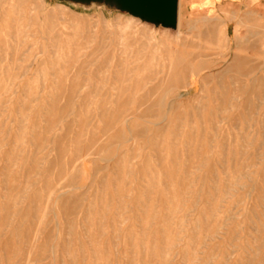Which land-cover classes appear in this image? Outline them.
<instances>
[{"label": "rangeland", "instance_id": "1", "mask_svg": "<svg viewBox=\"0 0 264 264\" xmlns=\"http://www.w3.org/2000/svg\"><path fill=\"white\" fill-rule=\"evenodd\" d=\"M11 1L0 0V264H264V54L257 39L245 46L226 36L230 20L205 11L209 0H180L176 30L135 18L122 54L119 28L132 16L114 6L24 0L40 11L19 15ZM76 26L86 29L67 39ZM167 36H181L175 62L193 83L177 102L179 92L157 89V49Z\"/></svg>", "mask_w": 264, "mask_h": 264}, {"label": "bare ground", "instance_id": "2", "mask_svg": "<svg viewBox=\"0 0 264 264\" xmlns=\"http://www.w3.org/2000/svg\"><path fill=\"white\" fill-rule=\"evenodd\" d=\"M11 1V0H10ZM12 2V1H11ZM11 2H10V4H11ZM16 2V4H15V6H14V11L15 12H17L19 15H22V14H25V12H29V13H33L35 10H39V9H37L35 6V4L33 5L32 3H30V2H27V1H24V0H16L15 1ZM9 4V5H10ZM37 4V3H36ZM39 6V5H38ZM61 7V9H62V6H60ZM10 8V7H9ZM66 8V7H65ZM1 10V9H0ZM13 10V9H12ZM40 11V10H39ZM68 11V10H67ZM7 12H8V10H7ZM14 12V13H15ZM4 15V14H3ZM5 15H6V13H5ZM28 15V14H27ZM2 16V15H1ZM11 16V15H10ZM17 16V15H16ZM15 16V17H16ZM13 17V16H12ZM18 17V16H17ZM21 17V16H20ZM7 18V17H6ZM242 18V17H241ZM4 19V18H3ZM8 19V18H7ZM7 19L5 20L6 22H7ZM29 19V18H28ZM46 19H48V18H46ZM50 19V18H49ZM183 19V18H182ZM13 20V19H12ZM45 20V19H44ZM54 20V19H53ZM184 20H185V18H184ZM199 20H201V19H199ZM203 20H205V19H203ZM207 20V19H206ZM16 21V20H15ZM55 21V20H54ZM68 21V20H67ZM208 21V20H207ZM211 21V20H210ZM1 22H2V18H1ZM27 22V21H26ZM45 22V21H44ZM47 22V21H46ZM73 22H74V20H73ZM180 22V21H179ZM203 22V21H202ZM201 22V23H202ZM223 22V21H222ZM8 23V22H7ZM9 23H11V22H9ZM8 23V24H9ZM21 23V22H20ZM35 23V22H34ZM124 23L125 24H123L124 26L122 27H120L119 28V32H118V42H117V46H118V49H119V51H121V53L122 54H125L124 53V49H125V41H126V31H127V29L128 28H131L132 26H134V24H136L137 23V21H136V19L134 18V17H129V18H126L125 20H124ZM204 23H205V21H204ZM242 23H243V21H242ZM26 24H28V23H26ZM25 24V25H26ZM48 24V23H47ZM179 24V23H178ZM220 25H222L221 23H219ZM219 24H217V26L219 25ZM225 24V23H224ZM10 25V24H9ZM12 25H14V24H11V26ZM23 25V24H22ZM29 25V24H28ZM37 25V24H36ZM63 25H65V24H63ZM77 25V24H76ZM194 25V24H193ZM206 25V24H205ZM55 26V25H54ZM195 26V25H194ZM212 26V25H211ZM0 27H1V24H0ZM13 27V26H12ZM36 27V26H35ZM66 27V26H65ZM208 27V26H207ZM215 27V26H214ZM219 27V26H218ZM17 28V27H16ZM20 28V27H19ZM85 28V27H84ZM212 28H213V26H212ZM216 28V27H215ZM230 28V27H229ZM39 29V28H38ZM48 29V28H47ZM62 29V28H61ZM60 29V30H61ZM86 29V28H85ZM84 29V30H85ZM209 29V28H208ZM214 29V28H213ZM218 29V28H217ZM11 30V29H10ZM17 30V29H16ZM31 30V29H30ZM53 32H54V30H53V28L51 29ZM71 30H72V33H70L69 35H68V37H67V39H70L72 36H76V35H78L79 36V34H82L83 33V28L82 27H79V26H76V27H73V28H71ZM209 30H211V29H209ZM219 30V29H218ZM24 31H25V28H24ZM46 31V30H45ZM51 31V32H52ZM66 31V30H65ZM69 31V30H68ZM88 31V30H87ZM151 31H152V29H151ZM179 31V30H178ZM202 31V30H201ZM205 31V30H204ZM212 31V30H211ZM12 32H13V30H12ZM22 32V31H21ZM2 33V32H1ZM6 33V32H5ZM17 33H18V30H17ZM38 33V32H37ZM46 33H48V32H46ZM67 33H69V32H67ZM88 33V32H87ZM186 33V32H185ZM229 33V32H228ZM57 34H58V32H57ZM76 34V35H75ZM94 34V33H93ZM208 34V33H207ZM3 35V34H2ZM9 36L11 35V33H9L8 34ZM19 35V34H18ZM27 35V34H26ZM50 35V33H48V37H51L52 36V34H51V36H49ZM89 35V34H88ZM103 35H104V33H103ZM199 35V34H198ZM217 35V34H216ZM14 36V35H13ZM16 36V35H15ZM203 36H204V34H203ZM226 36H228V35H226ZM57 37V38H56ZM55 38L56 39H58L59 40V38H58V36H56ZM61 37V36H60ZM176 37V36H175ZM12 38V37H11ZM15 38V37H14ZM18 38V37H17ZM24 38V37H23ZM35 38H37V37H35ZM53 38V37H52ZM79 38H80V36H79ZM95 38V37H94ZM210 38V37H209ZM213 38V37H212ZM212 38H211V40H212ZM217 38V37H216ZM13 39V38H12ZM45 39V38H44ZM60 39H62V38H60ZM86 39V38H85ZM238 39V38H237ZM3 40V39H2ZM20 41H21V38L19 39ZM24 40H25V38H24ZM28 40V39H27ZM29 40H32V39H29ZM57 40V41H58ZM151 40H153V38L152 37H150L149 38V41H151ZM180 40H181V36H178L174 41L170 38V37H168L167 36V39L163 42V44L159 47L158 46V49H157V51H158V57H157V60L158 61H161V63H160V66H161V68H159V69H161L160 70V72H159V83H158V85H157V89L158 90H160L161 88L163 89V88H165V90H167V91H170V92H179V94H178V97H176V102H177V100L178 99H181L182 97H183V95L181 94L182 92V90H187L188 88H190V87H193V83L192 82H188V76H187V74L186 73H181L179 70H178V68L177 67H179V66H177L178 64H176V60L178 59V58H176V54H177V51L174 49V46L175 45H178L179 43H180ZM194 40V39H193ZM214 40V39H213ZM20 41H18V42H20ZM53 41V40H52ZM61 41V40H60ZM59 41V42H60ZM72 41V40H71ZM79 40L77 39V41H76V43L78 42ZM186 41V40H185ZM204 41V40H203ZM210 41V40H209ZM216 41V40H215ZM55 43H56V41H54ZM59 42H57V43H59ZM85 42H86V40H85ZM249 42V41H248ZM1 43V42H0ZM70 43V42H69ZM72 43V42H71ZM189 43V42H188ZM212 43H213V41H212ZM2 45H4L3 44V42L1 43ZM22 44V43H21ZM88 44V43H87ZM187 44V43H186ZM192 44V43H191ZM211 44V43H210ZM249 44V43H248ZM16 45V44H15ZM20 45V44H19ZM32 45V44H31ZM52 45V44H51ZM57 45V44H56ZM65 45V44H64ZM71 45V44H70ZM78 45V44H77ZM77 45H75V46H77ZM103 45V44H102ZM198 45V44H197ZM237 45V44H236ZM1 46V45H0ZM23 46V45H22ZM66 46H67V43H66ZM205 46H206V44H205ZM241 46H243V45H241ZM245 46H246V43H245ZM252 46V45H251ZM14 47V46H13ZM42 47V46H41ZM65 47V46H64ZM85 47V46H84ZM88 47H90L89 46V44H88ZM193 47V46H192ZM196 47V46H195ZM2 48V47H1ZM12 47H10V49H11ZM20 48V47H19ZM19 48H18V50H19ZM31 48V47H30ZM34 48V47H33ZM54 48V47H53ZM77 48H83V47H81V45H80V47H77ZM76 48V49H77ZM85 48H87V47H85ZM100 48V47H99ZM103 48H104V46H103ZM155 48H157V47H155ZM185 48V47H184ZM194 48V47H193ZM249 48H251V47H249ZM249 48L247 47V49L249 50ZM52 49V48H51ZM67 49V48H66ZM102 49V48H101ZM210 49V48H209ZM236 49V48H235ZM29 50V49H28ZM54 50H55V48H54ZM85 50V49H84ZM100 50V49H99ZM180 50V49H179ZM186 50H188L187 48H186ZM202 50V49H201ZM247 50V51H248ZM252 50V49H251ZM3 51H5V50H3ZM20 51V50H19ZM41 51H42V49H41ZM65 51H67V50H65ZM78 51V50H77ZM80 51V50H79ZM82 51V50H81ZM199 51V50H198ZM245 51V50H244ZM16 52V51H15ZM14 52V53H15ZM55 52H57V51H55ZM54 52V53H55ZM73 52H75V51H73ZM96 52V51H95ZM209 52V51H208ZM212 52V51H211ZM241 52V51H240ZM13 53V54H14ZM27 53V52H26ZM58 53V52H57ZM191 53V52H190ZM207 53V52H206ZM210 53V52H209ZM236 53V52H235ZM242 53V52H241ZM246 53V52H245ZM248 53V52H247ZM250 53V52H249ZM251 53H253L252 51H251ZM16 54L17 53H15V56H16ZM29 54V53H28ZM73 54V53H72ZM78 54V53H77ZM183 54V53H182ZM196 54V53H195ZM212 54V53H211ZM5 55V54H4ZM11 55V54H10ZM23 55H24V53H23ZM41 55H42V53H41ZM54 55V54H53ZM66 55V54H65ZM79 55V54H78ZM77 55V56H78ZM85 55V54H84ZM83 55V56H84ZM121 55V54H120ZM187 55V54H186ZM201 55V54H200ZM199 55V56H200ZM209 55V54H208ZM25 56V55H24ZM67 56H68V54H67ZM70 56V55H69ZM182 56V55H181ZM180 56V57H181ZM185 56V55H184ZM242 56V55H241ZM241 56H239L238 57V55H237V53H236V58L234 59V60H237V61H242L243 59L241 58ZM243 56H245V55H243ZM3 57V56H2ZM5 57V56H4ZM3 57V58H4ZM36 57V56H35ZM38 57V56H37ZM53 57H55V56H53ZM209 57V56H208ZM234 57V56H233ZM251 57H252V55H251ZM23 58V57H22ZM52 58V57H51ZM73 58V57H72ZM80 58V57H79ZM78 57H77V59H79ZM127 58H129L128 56H127ZM126 58V59H127ZM202 58V57H201ZM205 58H206V56H205ZM232 58V57H231ZM56 59H58V58H56ZM55 59V60H56ZM63 59V58H62ZM81 59V58H80ZM125 59V60H126ZM175 59V60H174ZM249 59V58H248ZM3 60V59H2ZM16 60V59H15ZM68 60V59H67ZM72 60V59H71ZM70 60V61H71ZM94 60H96V59H94ZM244 60H247V59H244ZM251 60V59H250ZM0 61H1V59H0ZM13 61H14V59H13ZM35 61V60H34ZM59 61V60H58ZM79 61V60H78ZM90 61V60H89ZM124 61V60H123ZM127 61V60H126ZM126 61H124V62H126ZM180 61V60H179ZM185 61V60H184ZM228 61V60H227ZM92 62V61H91ZM95 62V61H94ZM187 62V61H186ZM235 62V61H234ZM247 62V61H246ZM17 63V62H16ZM40 63V62H39ZM55 63H57V61L55 62ZM67 63V62H66ZM88 63V62H87ZM93 63V62H92ZM181 63V62H180ZM183 63V62H182ZM191 63H192V61H191ZM226 63V62H225ZM41 64V63H40ZM61 64H62V62H61ZM71 64V63H70ZM188 64V63H187ZM186 64V65H187ZM16 65V64H15ZM76 65V64H75ZM84 65V64H83ZM185 65V66H186ZM226 65V64H225ZM233 65V64H232ZM63 66V65H62ZM69 66H71V65H69ZM73 66V65H72ZM184 66V67H185ZM16 67V66H15ZM75 67V66H74ZM189 69L191 68V67H189V65L187 66ZM236 67V66H235ZM234 67V68H235ZM245 67H247V65L245 66ZM27 68V67H26ZM66 68V67H65ZM182 68V67H181ZM16 69H17V67H16ZM25 69V68H24ZM71 69V68H70ZM81 69V68H80ZM183 69V68H182ZM218 69V68H217ZM247 69V68H246ZM39 70H40V68H39ZM54 70V69H53ZM59 70V69H58ZM72 70V69H71ZM210 70V69H209ZM216 70V69H215ZM222 70V69H221ZM235 70V69H234ZM28 71V70H27ZM64 71V70H63ZM66 71H69V69L68 70H66ZM211 71V70H210ZM220 71V70H219ZM246 71V70H245ZM252 71V70H251ZM39 72V71H38ZM41 72V71H40ZM59 72V71H58ZM212 72H213V70H212ZM225 72V71H224ZM236 72V71H235ZM234 72V73H235ZM25 73H26V71H25ZM68 73H70V72H68ZM190 73V72H189ZM188 73V74H189ZM223 73V72H222ZM254 73V72H253ZM80 74H82L81 72H80ZM85 74V73H84ZM129 75L128 73H126L125 72V75ZM214 74V73H213ZM252 74V73H251ZM59 75H61V74H59ZM70 75V74H69ZM126 75V76H127ZM131 75V74H130ZM209 75H210V73H209ZM222 75V74H221ZM220 75V76H221ZM229 75V74H228ZM250 75V74H249ZM51 76V75H50ZM53 76V75H52ZM55 76H56V71H55ZM74 76V75H73ZM75 76H76V74H75ZM124 76V75H123ZM155 76H156V74H155ZM40 77V76H39ZM63 77H64V75L62 76V81H65L64 79H63ZM207 77V76H206ZM209 77V76H208ZM23 78V77H22ZM21 78V79H22ZM55 78V77H54ZM57 78V77H56ZM59 78H61L60 76H59ZM212 78V77H211ZM210 78V79H211ZM216 78H218L217 76H216ZM248 78V77H247ZM42 79V78H41ZM40 79V80H41ZM74 79H76V78H74ZM128 79V78H127ZM206 79V78H205ZM209 79V78H208ZM220 79V78H219ZM222 79H224L223 77H222ZM221 79V80H222ZM227 79V78H226ZM252 79V78H251ZM254 79V78H253ZM72 80V79H71ZM77 80H78V78H77ZM129 80V79H128ZM207 80V79H206ZM250 80V79H249ZM257 80V79H256ZM255 80V83L257 82ZM143 81V80H142ZM145 81V80H144ZM205 81V80H204ZM43 82V81H42ZM58 82H59V80H58ZM57 82V83H58ZM70 82V81H69ZM72 82V81H71ZM70 82V83H71ZM74 82V81H73ZM79 82V81H78ZM77 82V83H78ZM84 82V81H83ZM103 82V81H102ZM141 82V81H140ZM201 82V81H200ZM211 82V81H210ZM222 82H223V80H222ZM242 82V81H241ZM247 82V81H246ZM245 82V83H246ZM34 83V82H33ZM40 83V82H39ZM44 83V82H43ZM43 83H41V84H43ZM55 83V82H54ZM75 83V82H74ZM143 83V82H142ZM226 83V82H225ZM248 83V82H247ZM56 84V83H55ZM61 84H64V83H61ZM60 84V85H61ZM76 84V83H75ZM83 84V83H82ZM140 84V83H139ZM144 84V83H143ZM142 84V85H143ZM199 84V83H198ZM205 84V83H204ZM209 84V83H208ZM234 84H235V82H234ZM241 84H243V83H241ZM249 84H253V82L251 81ZM258 84V83H257ZM65 85V84H64ZM80 85V84H79ZM219 85V84H218ZM221 85V84H220ZM224 86H225V84H223ZM244 85H246V84H244ZM43 86V85H42ZM45 86V85H44ZM59 86V85H58ZM63 86V85H62ZM227 86V85H226ZM225 86V87H226ZM229 86V85H228ZM75 87V86H74ZM238 87V86H237ZM240 87H241V85H240ZM54 88V87H53ZM80 88H81V86H80ZM80 88H79V90H80ZM87 88V87H86ZM124 88H126V87H124ZM200 88V87H199ZM255 88V87H254ZM253 87L251 88L252 90L254 89ZM42 89V88H41ZM66 89V88H65ZM72 89H74V88H72ZM83 89H84V87H83ZM127 89V88H126ZM205 89V88H204ZM221 89H222V87H221ZM244 89H245V86H244ZM251 89H249V90H251ZM40 90V89H39ZM56 90V89H55ZM54 90V91H55ZM60 90V89H59ZM71 90V89H70ZM75 90V89H74ZM73 90V91H74ZM121 90V89H120ZM125 90V89H124ZM192 90V89H191ZM247 90V89H246ZM246 90L244 91L245 93H246ZM42 91V90H41ZM81 91V90H80ZM166 91V92H167ZM199 91V90H198ZM59 92V91H58ZM62 92H63V90H62ZM75 92V91H74ZM77 92H79V91H77ZM98 92V91H97ZM126 92V91H125ZM236 92V91H235ZM238 92V91H237ZM249 92V91H248ZM40 93V92H39ZM65 93V92H64ZM63 93V94H64ZM94 93H95V91H94ZM160 92H158V94H159ZM190 93V92H189ZM216 93H218V92H216ZM251 93V92H250ZM58 94V93H57ZM72 94V93H71ZM98 94V93H97ZM121 94V93H120ZM162 94H163V92H162ZM185 94V93H184ZM240 94H241V92H240ZM40 95V94H39ZM62 95V94H61ZM73 95H74V93H73ZM125 95V94H124ZM169 95H171V94H169ZM238 95V94H237ZM35 96V95H34ZM51 96V95H50ZM57 96V95H56ZM69 96H70V94H69ZM97 95H95V97H96ZM119 96V95H118ZM117 96V97H118ZM173 96V95H172ZM175 96H177V95H175ZM239 97L241 96L242 97V94L241 95H238ZM238 96H237V98H238ZM250 96V95H249ZM248 96V97H249ZM36 97V96H35ZM53 97V96H52ZM60 97V96H59ZM77 97V96H76ZM92 97V96H91ZM90 97V98H91ZM163 97V96H162ZM161 96H160V98H162ZM167 97H168V95H167ZM170 97V96H169ZM40 98V97H39ZM71 99H74V98H72V97H70ZM121 98V97H120ZM33 99H35V98H33ZM32 99V100H33ZM58 99L59 98H57V100H56V103H57V101H58ZM131 99V98H130ZM170 99V98H169ZM175 99V98H174ZM30 100V99H29ZM37 100H38V98H37ZM119 100V99H118ZM160 100V99H159ZM238 100V99H237ZM61 101V100H60ZM74 101V100H73ZM172 101V100H171ZM170 101V102H171ZM34 102V101H33ZM67 102V101H66ZM68 102H69V99H68ZM160 102V101H159ZM164 102H166V101H164ZM51 103H52V101H51ZM70 103H71V101H70ZM54 104H55V102H54ZM54 104L52 105L53 107H54ZM67 105H69V103H67ZM84 105H85V103H84ZM50 106V105H49ZM59 106V105H58ZM126 106V105H125ZM144 106V105H143ZM142 106V107H143ZM158 106V105H157ZM56 107V106H55ZM70 107V106H69ZM82 107H84V106H82ZM85 107H87L86 105H85ZM128 107V106H127ZM142 107H141V109H142ZM145 107V106H144ZM143 107V108H144ZM169 110H172L173 108V103H169ZM202 107V106H201ZM203 107H204V105H203ZM45 108V107H44ZM50 108V107H49ZM48 108V109H49ZM57 108V107H56ZM54 109L55 110V112H56V110L57 109ZM110 108V107H109ZM118 108V106L116 107V108H114V109H117ZM121 108V107H120ZM119 108V109H120ZM139 108V107H138ZM234 108V107H233ZM62 109H65L64 107H62ZM128 109V108H127ZM126 109V110H127ZM140 109V110H141ZM50 110V109H49ZM61 110V109H60ZM106 110V109H105ZM125 110V109H124ZM140 110H138V111H140ZM146 110V112H147V109L145 108L144 109V111ZM50 111H53V110H50ZM114 110H112V112H113ZM121 111H122V109H121ZM129 111V110H128ZM148 111H150V110H148ZM105 112V111H104ZM111 112V111H110ZM120 112V111H119ZM123 112V111H122ZM48 113V112H47ZM70 113V112H69ZM121 113V112H120ZM126 113H127V111H126ZM125 113V114H126ZM46 114V113H45ZM51 114V113H50ZM114 114V113H113ZM138 114V113H137ZM142 114V113H141ZM146 114V113H145ZM145 114H142V115H145ZM167 114H168V112H167ZM48 116H49V114H47ZM53 115V114H52ZM51 115V116H52ZM54 115H56V114H54ZM61 115V114H60ZM148 115V114H147ZM147 115H146V117H147ZM150 115H152V114H150ZM102 116H105V115H102ZM107 116H108V113H107ZM107 116H105V118H107ZM113 116V115H112ZM121 116V115H120ZM127 116V115H126ZM168 116V115H167ZM50 117V116H49ZM66 117V116H65ZM81 117V116H80ZM79 117V118H80ZM92 117V116H91ZM95 117V116H94ZM101 117V116H100ZM122 117V116H121ZM142 117V116H141ZM145 117V116H144ZM151 117H153V116H151ZM166 117V116H165ZM61 118V121H62V117H60ZM59 118V119H60ZM81 118H83V117H81ZM98 118H99V116H98ZM97 118V119H98ZM103 118V120L105 121V119H104V117H102ZM136 118V117H135ZM49 119L50 118H48L47 119V121H49ZM59 119H57L59 122H60V120ZM95 119V118H94ZM110 119V118H109ZM111 119H113V117L111 118ZM129 119V118H128ZM83 120H84V118H83ZM101 120V119H100ZM114 120V119H113ZM116 120V119H115ZM115 120H114V122H115ZM119 120V119H118ZM54 121V123H56L55 122V120H53ZM164 121V120H163ZM50 122H52V119H51V121ZM84 123L86 122L85 120L83 121ZM128 122H130V121H128ZM48 123V122H47ZM53 123V124H54ZM83 123V124H84ZM117 123V122H116ZM124 123V122H123ZM122 123V124H123ZM148 123V122H147ZM164 123V122H163ZM222 123V122H221ZM224 123V122H223ZM82 124V123H81ZM82 124V125H83ZM103 124H104V122H103ZM112 124V123H111ZM152 124V123H151ZM154 124V123H153ZM161 124V123H160ZM159 124V125H160ZM69 125V124H68ZM105 125V124H104ZM103 125V126H104ZM116 125V124H115ZM127 125V124H126ZM130 125V124H129ZM128 125V126H129ZM37 126V125H36ZM38 126H40V125H38ZM57 126H59L58 124H57ZM87 127H89L88 125H86ZM163 126V125H162ZM161 126V127H162ZM35 127V126H34ZM48 127V126H47ZM47 127H46V129H47ZM56 127V126H55ZM54 127V128H55ZM69 127V126H68ZM36 128V127H35ZM39 128V127H38ZM53 128V126L51 127V128H49L48 129V131L51 129V131L53 130L52 129ZM108 128V127H107ZM56 129V128H55ZM111 130L113 129V127L112 128H110ZM110 129H109V132H110ZM131 129V128H130ZM107 129L105 128V131H106ZM121 130V129H120ZM37 131V130H36ZM45 131H47V130H45ZM49 133V132H48ZM106 133L107 132H105L104 134L106 135ZM47 134V133H46ZM81 134V133H80ZM104 135V136H105ZM93 136H95V134L93 135ZM45 137H46V135H45ZM81 137V136H80ZM98 137V136H97ZM106 137H107V135H106ZM95 138V137H94ZM101 138V137H100ZM99 138V139H100ZM80 139V138H79ZM93 139V138H92ZM102 139V138H101ZM40 141H41V139H40ZM94 141V140H93ZM96 141V140H95ZM102 141V140H101ZM45 142V141H44ZM49 141H47V143H48ZM100 142V141H99ZM94 143V142H93ZM92 143V144H93ZM96 143V142H95ZM98 143V142H97ZM95 147H96V145H94ZM99 146V145H98ZM92 153H93V151H91ZM90 152V153H91ZM46 159V158H45ZM43 163V162H42ZM41 163V164H42ZM45 163V162H44ZM173 163V162H172ZM49 164V163H48ZM75 164V163H74ZM175 164V163H174ZM258 164V163H257ZM38 165V164H37ZM43 165V164H42ZM76 165V164H75ZM62 166H63V164H62ZM73 167H74V165H72ZM80 166V165H79ZM48 167V166H47ZM64 167V166H63ZM175 167H176V165H175ZM178 167V166H177ZM65 168V167H64ZM66 169V168H65ZM171 169V168H170ZM177 169V168H176ZM58 170V169H57ZM74 170H76V169H74L73 168V171ZM166 170V169H165ZM72 171V170H71ZM131 172V171H130ZM130 172H128L129 174H130ZM171 172H172V170H171ZM174 172V171H173ZM193 172V171H192ZM225 172V171H224ZM223 172V173H224ZM132 173V172H131ZM148 173V172H147ZM150 173V172H149ZM175 173V172H174ZM177 173H178V171H177ZM187 173V172H186ZM190 173V172H189ZM226 173V172H225ZM227 173H228V171H227ZM247 173H249V171H247ZM50 174H52V173H50ZM74 174V173H73ZM165 174H166V172H165ZM62 175V174H61ZM76 175V174H75ZM250 175V174H249ZM64 177V176H63ZM71 178V177H70ZM248 178V177H247ZM144 179V178H143ZM152 179H154V178H152ZM172 179H173V176H172ZM185 179V178H184ZM192 178H190V180H191ZM197 179V178H196ZM65 180V179H64ZM165 180V179H164ZM188 180V179H187ZM144 181V180H143ZM151 181V180H150ZM166 181H167V179H166ZM174 181V180H173ZM194 181V180H193ZM192 181V182H193ZM51 182H52V180H51ZM70 182V181H69ZM191 182V181H190ZM215 182V181H214ZM218 182V181H217ZM72 183H73V181H72ZM154 183H156V182H154ZM187 183V182H186ZM56 184V183H55ZM62 184V183H61ZM65 183H63V185H64ZM151 184H153V182L151 183ZM168 184V183H167ZM173 184V183H172ZM185 184V183H184ZM188 184H189V182H188ZM214 184H217V183H214ZM68 185V184H67ZM74 185V184H73ZM148 185H150V182H149V184ZM190 185V184H189ZM248 185H249V182H248ZM219 186V185H218ZM217 186V187H218ZM253 186V185H252ZM69 187H71L70 186V183H69ZM167 187V186H166ZM193 187V186H192ZM211 187H212V185H211ZM229 187H230V185L228 186V189H229ZM249 187V186H248ZM65 188H68V187H65ZM172 188V187H171ZM215 188V187H214ZM232 188V187H231ZM61 189H63V188H61ZM77 189V188H76ZM145 189H146V187H145ZM150 189H151V187H150ZM167 189V188H166ZM165 189V190H166ZM181 189V188H180ZM59 190V188L57 189V191ZM169 190V189H168ZM172 190H174V189H172ZM187 190V189H186ZM200 190H201V188H200ZM240 190V189H239ZM253 190V189H252ZM54 191H56V190H54ZM61 191V190H60ZM148 191V190H147ZM151 191V190H150ZM153 191V190H152ZM170 191V190H169ZM168 191V192H169ZM217 191V190H216ZM173 192V191H172ZM210 192V191H209ZM146 193V192H145ZM145 193H143V194H145ZM184 193V192H183ZM200 193H202V192H200ZM199 193V194H200ZM218 193V192H217ZM53 194V193H52ZM63 194V193H62ZM148 194V193H147ZM170 194V193H169ZM226 194V193H225ZM64 195V194H63ZM248 195H250V194H248ZM60 196H61V194H60ZM128 196V195H127ZM144 196H147V195H144ZM167 196V195H166ZM185 196V195H184ZM210 196H211V194H210ZM39 197V196H38ZM59 197V196H58ZM125 196H123V198H124ZM174 197V196H173ZM181 197H182V195H181ZM185 197H187V196H185ZM230 197V196H229ZM50 198V197H49ZM48 198V199H49ZM129 198V197H128ZM150 198V197H149ZM169 198H170V196H169ZM172 198V197H171ZM180 198V197H179ZM184 198V197H183ZM59 199H61V198H59ZM47 200V199H46ZM50 200H51V198H50ZM49 200V201H50ZM123 200V199H122ZM169 200H171V199H169ZM177 200V199H176ZM59 201V200H58ZM141 201V200H140ZM171 201H173V200H171ZM198 201V200H197ZM200 201V200H199ZM243 202V201H242ZM56 203V202H55ZM211 204V203H210ZM76 204H74V206H75ZM138 205H139V203H138ZM148 206V205H147ZM174 206V205H173ZM181 206V205H180ZM179 207V206H178ZM195 207V206H194ZM51 208H52V206H51ZM74 208V207H73ZM89 208V207H88ZM148 208V207H147ZM156 208V207H155ZM171 208V207H170ZM141 209V208H140ZM143 209V208H142ZM174 209V208H173ZM173 209H172V211H173ZM154 210V209H153ZM167 210V209H166ZM216 210V209H215ZM214 210V211H215ZM155 211V210H154ZM169 211V210H168ZM172 211H171V213H172ZM175 211V210H174ZM173 211V212H174ZM177 211V210H176ZM213 211V212H214ZM242 211V210H241ZM45 212V211H44ZM87 212V211H86ZM212 212V214L214 215V213ZM218 212V211H217ZM254 212H255V210H254ZM145 213H147V212H145ZM144 213V214H145ZM170 213V212H169ZM175 213V212H174ZM190 213V212H189ZM231 213H233V212H231ZM157 214V213H156ZM211 214V215H212ZM216 214V213H215ZM227 214V213H226ZM238 214V213H237ZM146 215V214H145ZM168 215V214H167ZM171 215V214H170ZM231 216H232V214H230ZM258 215V214H257ZM215 216V215H214ZM216 216H218V215H216ZM259 217V216H258ZM104 218V217H103ZM213 218V217H212ZM231 218V217H230ZM239 218V217H238ZM152 219V218H151ZM206 219V218H205ZM228 219V218H227ZM259 219V218H258ZM153 220V219H152ZM155 220V219H154ZM211 220V219H210ZM226 220V219H225ZM42 221H43V219H42ZM102 221H103V219H102ZM127 221V220H126ZM185 221V220H184ZM183 221V222H184ZM125 222V221H124ZM123 222V223H124ZM182 222V221H181ZM206 222H208V221H206ZM211 222H212V220H211ZM210 222V223H211ZM227 222V221H226ZM260 222V221H259ZM262 222V221H261ZM174 222H172V224H173ZM200 223V222H199ZM209 223V224H210ZM207 224V223H206ZM218 224H219V222H218ZM223 224V223H222ZM263 224V223H262ZM40 225V224H39ZM120 225H122V224H120ZM124 225V224H123ZM182 225V224H181ZM208 225V224H207ZM227 225H228V223H227ZM199 226V225H198ZM223 226H224V224H223ZM250 226V225H249ZM255 226V225H254ZM257 226V225H256ZM181 227V226H180ZM225 227V226H224ZM121 228V227H120ZM183 228V227H182ZM221 228V227H220ZM220 228H217V229H220ZM246 228V227H245ZM251 228V227H250ZM253 228V227H252ZM263 228V227H262ZM224 229H226V228H224ZM254 229H258V228H254ZM120 230V229H119ZM166 230V229H165ZM183 230V229H182ZM209 230V229H208ZM247 230V229H246ZM164 231V230H163ZM210 231V230H209ZM260 231V230H259ZM118 232V231H117ZM195 232V231H194ZM217 232V231H216ZM219 232V231H218ZM262 232V231H261ZM145 233V232H144ZM251 233H252V231H251ZM115 234H116V232H115ZM179 234H180V231H179ZM178 234V235H179ZM210 234H212V233H210ZM223 234V233H222ZM249 234V233H248ZM253 234V233H252ZM251 234V235H252ZM37 235V234H36ZM117 235V234H116ZM215 235V234H214ZM218 235V234H217ZM259 235V234H258ZM132 236V235H131ZM196 236V235H195ZM254 236V235H253ZM133 237V236H132ZM182 237V236H181ZM205 237H206V235H205ZM212 237V236H211ZM210 237V238H211ZM214 237V236H213ZM252 237V236H251ZM257 237V236H256ZM38 238V237H37ZM260 238V237H259ZM258 238V239H259ZM168 239V238H167ZM170 239V238H169ZM180 239V238H179ZM184 239H185V237H184ZM257 239V240H258ZM36 240V239H35ZM260 240V239H259ZM258 240V241H259ZM264 240V239H263ZM167 241V240H166ZM169 241V240H168ZM182 241V240H181ZM34 242V241H33ZM33 242H32V244H33ZM143 242V241H142ZM176 242V241H175ZM257 241H255V243H256ZM170 243V242H169ZM169 243H167V247H169L168 245H169ZM177 243V242H176ZM204 243V242H203ZM179 244H180V242H179ZM191 244V243H190ZM193 244V243H192ZM263 243H261V245H262ZM118 245V244H117ZM171 245V244H170ZM194 245V244H193ZM179 246V245H178ZM32 247V246H31ZM144 247V249H145V246H143ZM248 247H250V246H248ZM172 248V247H171ZM185 248V247H184ZM216 248V247H215ZM164 249V248H163ZM168 249V248H167ZM194 249H195V247H194ZM231 249V248H230ZM234 249V248H233ZM252 249V248H251ZM254 249V248H253ZM153 250V249H152ZM154 250H155V248H154ZM169 250V249H168ZM171 250V249H170ZM173 250V249H172ZM199 250V249H198ZM249 250V249H248ZM257 250V249H256ZM165 251V249L163 250V252ZM167 251V250H166ZM184 251V250H183ZM255 251V250H254ZM212 252H214V251H212ZM247 252V251H246ZM261 252V251H260ZM173 253V252H172ZM199 253V252H198ZM203 253V252H202ZM257 253H258V251H257ZM164 254V253H163ZM177 254V253H176ZM187 254V253H186ZM258 254H261V253H258ZM167 255V254H166ZM170 255V254H169ZM194 255H196V254H194ZM31 256V255H30ZM30 256H29V258H30ZM232 256H234V255H232ZM188 257V256H187ZM195 257V256H194ZM229 257V256H228ZM215 258V257H214ZM168 259V258H167ZM166 259V260H167ZM170 259V258H169ZM200 259V258H199ZM227 259V258H226ZM256 259V258H255ZM154 260V259H153ZM212 260V259H211ZM210 260V261H211ZM174 261V260H173ZM196 261V260H195ZM209 261V262H210ZM247 262H248V260H246ZM250 261V260H249ZM255 261V260H254ZM253 261V262H254ZM198 262V261H197ZM165 263V262H164ZM190 264V263H189ZM241 264V263H240ZM248 264V263H247Z\"/></svg>", "mask_w": 264, "mask_h": 264}, {"label": "crops", "instance_id": "3", "mask_svg": "<svg viewBox=\"0 0 264 264\" xmlns=\"http://www.w3.org/2000/svg\"><path fill=\"white\" fill-rule=\"evenodd\" d=\"M209 2L203 7L205 11L210 10L226 16L230 20V24H227L229 37L245 41L244 44L248 43L249 38H255L258 47L264 54V0H209ZM239 21L241 23L243 21V23L241 24ZM251 21L255 23V29L252 31L246 25V22Z\"/></svg>", "mask_w": 264, "mask_h": 264}, {"label": "water", "instance_id": "4", "mask_svg": "<svg viewBox=\"0 0 264 264\" xmlns=\"http://www.w3.org/2000/svg\"><path fill=\"white\" fill-rule=\"evenodd\" d=\"M80 5L107 4L145 23L176 30L179 0H69Z\"/></svg>", "mask_w": 264, "mask_h": 264}]
</instances>
